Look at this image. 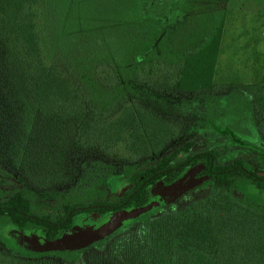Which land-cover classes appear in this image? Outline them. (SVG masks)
<instances>
[{
    "label": "trees",
    "instance_id": "obj_1",
    "mask_svg": "<svg viewBox=\"0 0 264 264\" xmlns=\"http://www.w3.org/2000/svg\"><path fill=\"white\" fill-rule=\"evenodd\" d=\"M151 1L0 0V264H264V152L222 160L232 145L220 135L245 140L217 128L211 145L196 147L193 124L187 131L148 103L150 90L162 102L224 85L214 75L227 7L180 40ZM66 134L82 153L70 166L58 148ZM16 161L23 174L45 161L46 182L34 185L49 188L13 176ZM66 169L70 183L56 185ZM190 174L191 196L119 229L138 232L46 248L81 217L144 208L157 186Z\"/></svg>",
    "mask_w": 264,
    "mask_h": 264
},
{
    "label": "rangeland",
    "instance_id": "obj_2",
    "mask_svg": "<svg viewBox=\"0 0 264 264\" xmlns=\"http://www.w3.org/2000/svg\"><path fill=\"white\" fill-rule=\"evenodd\" d=\"M152 0V6H159L166 12L165 22L161 24L174 33L175 38L188 39L191 34L202 32L206 19L221 6L227 7L225 23L222 33L221 53L218 58L215 73V82L224 83L223 86L210 91L197 92L195 95H181V97L167 94L161 102V94H155L150 90L148 103L155 108L163 109L166 117L172 119L173 124H193V131L198 129L199 140L196 147L206 148L212 144L213 130H227L238 138L244 139L242 147L231 144L229 137L220 135L221 145H232L226 152H222V160L232 159V156H244L253 152H264V106H259L257 98L259 90L248 89L246 83H257L264 86V0ZM218 6L217 8H215ZM151 10V9H150ZM163 15V13H162ZM259 111V112H258ZM69 131L70 126L65 125ZM192 129L189 125L187 131ZM211 131V132H210ZM195 132V131H194ZM249 142V143H248ZM42 146V143L41 145ZM7 150L8 145L6 144ZM59 152L68 155L67 165L70 166L80 156L73 142L71 134L62 137L58 145ZM15 150H20L19 147ZM223 151V146L221 148ZM232 151V152H230ZM37 162L40 161L38 153ZM52 155V153H51ZM11 157V156H5ZM27 163L26 172H21V163L18 161L10 165L11 174L15 177L26 179L30 185L37 188H49L47 186L34 185L39 181L46 182V175L42 171L47 163ZM3 164V163H2ZM66 169L61 179L56 183L69 184L66 179ZM188 178L182 183L172 185H159L152 195L150 203L144 208L124 209L112 212L104 216L85 215L78 219L74 226L68 230L64 237L70 244H86L103 238L121 229L128 219L138 215L142 210L164 205L170 198L174 200L188 193L193 185L186 184ZM12 183L5 184L11 185ZM122 185V186H121ZM119 188L114 191L119 193L128 186L126 181H120ZM113 191V189H111ZM187 195V196H188ZM140 229L136 227L119 230L120 236L136 233ZM22 232H18L15 238L17 242L23 241ZM24 241L30 243L33 237L25 234ZM36 241V239H33ZM41 243H39L40 245Z\"/></svg>",
    "mask_w": 264,
    "mask_h": 264
},
{
    "label": "water",
    "instance_id": "obj_3",
    "mask_svg": "<svg viewBox=\"0 0 264 264\" xmlns=\"http://www.w3.org/2000/svg\"><path fill=\"white\" fill-rule=\"evenodd\" d=\"M197 181L193 178V174H190V176L188 177V180L186 182V184H189V185H194ZM42 234V232H39L38 234L36 235H33L32 237V241L33 239H37V237ZM38 235V236H37ZM47 245H46V248L47 249H53V248H58V247H72L73 245L68 243L67 240H66V237H60L56 240H47Z\"/></svg>",
    "mask_w": 264,
    "mask_h": 264
},
{
    "label": "crops",
    "instance_id": "obj_4",
    "mask_svg": "<svg viewBox=\"0 0 264 264\" xmlns=\"http://www.w3.org/2000/svg\"><path fill=\"white\" fill-rule=\"evenodd\" d=\"M221 41H222V39H221ZM220 53H221V45H220V52H219V55H220ZM218 58H219V56H218ZM217 62H218V60H217ZM216 68H217V64H216ZM215 73H216V71H215ZM214 78H215V75H214Z\"/></svg>",
    "mask_w": 264,
    "mask_h": 264
},
{
    "label": "flooded vegetation",
    "instance_id": "obj_5",
    "mask_svg": "<svg viewBox=\"0 0 264 264\" xmlns=\"http://www.w3.org/2000/svg\"><path fill=\"white\" fill-rule=\"evenodd\" d=\"M31 242H34V241H31Z\"/></svg>",
    "mask_w": 264,
    "mask_h": 264
}]
</instances>
